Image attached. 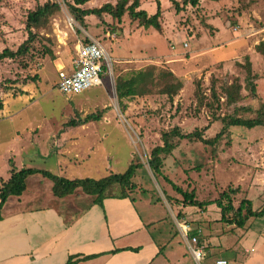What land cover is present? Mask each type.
Returning <instances> with one entry per match:
<instances>
[{"label": "rangeland", "instance_id": "1", "mask_svg": "<svg viewBox=\"0 0 264 264\" xmlns=\"http://www.w3.org/2000/svg\"><path fill=\"white\" fill-rule=\"evenodd\" d=\"M47 1L0 0V53L6 48L16 51L27 41V16ZM51 1L58 3L60 10L43 26L33 29L36 39L30 51L0 62V184L10 179L12 169L24 167L67 179L99 180L124 173L135 158L142 168L136 171L133 182L137 190L139 185L145 192H129V188L119 185L110 186V192L128 190L134 198L139 194L160 198L163 206L159 208L167 214L166 225L172 226L164 200V180L156 179L149 166L151 150L162 146V134L175 127L186 134L210 125L204 132L209 138L221 132V119L226 115L245 119L258 116L264 105V57L255 46L264 40V0H201L199 7L187 6L180 13L169 7V0H161L162 31L140 27L128 14L122 23L110 15L89 16L82 26L63 0ZM117 1L93 0L85 8ZM141 2L142 9L155 13V0ZM89 37L100 41L111 55L112 77L103 78L102 86L82 94L64 95L57 89L58 71L71 65L75 45ZM247 57L256 76V95H252L242 67ZM151 67L156 77L152 92L120 101L116 93L118 80ZM169 71L183 84L173 98L161 93L168 81L159 80L162 72ZM235 79L242 86L243 99L229 105L224 89ZM199 81L203 104L196 96ZM214 81L219 102L212 98ZM92 114H101V120L68 125L71 121L80 124ZM214 115L220 120L215 121ZM182 142L164 157L165 176L187 191L196 186L200 189L196 196L201 200L215 197L221 188L243 186L250 189L254 208H264V127H229L215 147L196 140ZM26 183L24 194L11 197L8 208L25 206L28 199L37 201L32 203L34 206L46 203L33 196L38 193L53 197L52 181L41 174L29 177ZM84 195L78 189L72 206L91 200ZM174 204L180 207L179 202ZM218 225L231 232L229 226ZM251 225L254 238L250 243L256 248L251 257L255 264H264V215L252 219Z\"/></svg>", "mask_w": 264, "mask_h": 264}, {"label": "crops", "instance_id": "2", "mask_svg": "<svg viewBox=\"0 0 264 264\" xmlns=\"http://www.w3.org/2000/svg\"><path fill=\"white\" fill-rule=\"evenodd\" d=\"M89 38L96 40L94 37ZM77 45L71 65L66 69L62 66L68 73L73 69ZM65 138L61 140L65 141ZM60 161L67 163L65 160ZM163 186L172 226L166 225L167 214L159 208L163 206L162 200L157 197L154 200L143 194H139L143 197L137 195L134 198L135 194L127 192L128 198H121V194L108 190L100 204L96 202L95 196L80 189L91 200L84 199L76 208L72 206V200L78 189L74 194L62 198L54 196L52 188L53 197L46 198L43 193H33L38 200L47 201L37 206L32 205L37 202L35 199H28L25 206L18 204L8 208L9 199L16 197L11 196L1 211L0 264H69L70 261L71 264H198L190 253L189 241L181 232L180 224L191 226L193 231L190 237L198 235L199 246L206 253L201 264H214L219 259L227 260L230 264H255L251 254L256 248L250 243L254 238L251 225L254 218H250L240 228L223 222L221 209L217 205L202 209L184 206L181 196L170 184L163 181ZM192 189L199 195L200 189L191 186L189 190ZM242 189L248 192L246 198L252 201L250 189ZM216 190L218 188L215 187ZM220 190L223 191L222 188ZM134 191L142 190L138 185V190ZM218 198L219 194H216L207 200H198L214 201ZM174 202H179L180 207L173 206ZM238 205L236 202L235 207ZM253 209L261 210L255 209L254 205ZM215 223L229 226L231 232H226L218 224L214 230ZM91 256L93 258L86 259Z\"/></svg>", "mask_w": 264, "mask_h": 264}, {"label": "trees", "instance_id": "3", "mask_svg": "<svg viewBox=\"0 0 264 264\" xmlns=\"http://www.w3.org/2000/svg\"><path fill=\"white\" fill-rule=\"evenodd\" d=\"M69 7L71 15L75 21L79 22L82 26H85V19L89 16H95L97 18H102L104 15H110L118 23H122L123 17L128 14L132 21H138L139 26L145 29L151 27L155 28L157 31H162L161 18L163 16V9L160 0H155L157 3L156 12L150 15L146 10L141 9V0H118L116 4L106 3L105 5L97 8H84V6L91 0H63ZM214 2H219L223 0H210ZM171 7L180 13L184 11L187 6L197 8L200 6L201 0H169ZM60 10V5L51 0L47 1L43 5L37 6V8L27 16L26 29L29 32V37L26 42H24L16 51L11 49H4L0 53V62L6 59H16L19 56L26 55L31 48V43L36 39V34L33 29L40 28L43 26L48 19ZM257 53L264 57V40L259 42L255 46ZM240 66H242L240 64ZM244 69L247 72V80L249 82V89L252 95H256V84L254 80L256 76L252 74V63L249 57L246 58V64ZM154 67L147 70H140L134 73L129 78L119 79L116 85L117 97L120 101L123 99L142 97L148 95L152 92V88L155 86L156 77L154 75ZM159 80L168 81L166 86L161 89V93L173 98L178 95L179 91L183 88V84L175 77L172 72H162L159 76ZM196 96L200 104H203V97L201 95V82L196 84ZM242 86L238 79H235L232 84L224 89V94L227 98V103L229 105L238 103L243 99L241 95ZM212 98L214 101L219 102V96L215 88V81L212 83L211 87ZM3 106L0 105V109ZM243 110L245 108H242ZM101 114H92L87 116L82 123H76L71 121L68 123L69 126H79L83 125L85 122L89 121H99L101 120ZM220 117L214 115L215 121H219ZM223 129L221 132L216 134L215 137H204V132L209 130L210 125H207L203 130H196L191 133H182L180 127H175L172 131L165 132L162 134V146H157L151 150V158L148 161L149 166L156 176V179L162 177L164 181L170 184L173 190L182 197L181 203L184 206H195L200 209L210 206L217 205L221 209L222 221L235 224L236 226L242 228L245 223L250 218H258L264 215V208L261 210H254L252 201L246 197L241 198L240 196L245 194L242 187L237 186L229 187L219 194V198L214 201H200L196 196V190L192 189L190 191L183 190L179 185L169 179L163 174V168L165 164V156L171 155L174 150L178 149L179 141L182 143H190L191 141H199L200 143L208 146L215 147L218 142L223 138L224 132L229 127H243L247 129H253L255 127H264V105L258 111V116L256 118L245 119L241 117H234L231 115H226L222 119ZM142 167L141 164H136L133 162L129 168L122 174H110L107 177L96 180L92 178L85 179H67L55 175L54 173L46 170L33 169L24 167L21 170H11L10 179L7 182H1L0 184V221L2 220L1 211L8 198L11 196L19 197L21 196L27 187V179L36 174H41L43 177L49 179L53 182L52 192L56 197H66L68 195L74 194L77 189H81L89 195L95 196V200L98 203H102L105 194L110 190V186L119 185L123 189L129 188L132 192L136 189V185L133 183V178L138 169ZM158 177V178H157ZM242 190L244 192H242ZM128 190L122 192L121 198H128ZM240 202L238 201V199ZM241 198V199H240ZM239 203L235 207V203ZM93 258L86 257V259ZM71 264V261L69 262Z\"/></svg>", "mask_w": 264, "mask_h": 264}, {"label": "built area", "instance_id": "4", "mask_svg": "<svg viewBox=\"0 0 264 264\" xmlns=\"http://www.w3.org/2000/svg\"><path fill=\"white\" fill-rule=\"evenodd\" d=\"M112 64V57L101 42L91 38L79 41L72 71L68 73L64 68L58 71L57 89L62 94L71 97L102 86L103 78L112 77ZM180 229L189 241L193 259L201 264L206 258V253L204 248L199 246L198 235L190 237L189 234L193 229L188 224H180ZM198 232L201 233L200 230ZM214 264L230 263L227 260L219 259Z\"/></svg>", "mask_w": 264, "mask_h": 264}]
</instances>
